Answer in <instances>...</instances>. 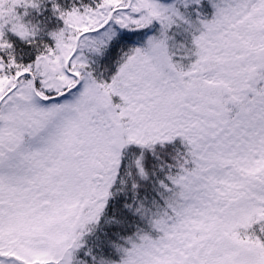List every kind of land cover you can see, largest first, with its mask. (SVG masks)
<instances>
[{"label":"snow or ice","instance_id":"obj_1","mask_svg":"<svg viewBox=\"0 0 264 264\" xmlns=\"http://www.w3.org/2000/svg\"><path fill=\"white\" fill-rule=\"evenodd\" d=\"M0 264H264V0H0Z\"/></svg>","mask_w":264,"mask_h":264}]
</instances>
